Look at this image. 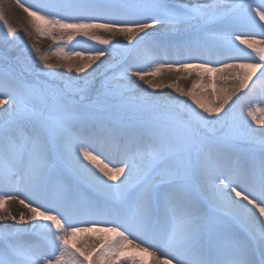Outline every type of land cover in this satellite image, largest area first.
<instances>
[{"label": "snow or ice", "instance_id": "6c2138e0", "mask_svg": "<svg viewBox=\"0 0 264 264\" xmlns=\"http://www.w3.org/2000/svg\"><path fill=\"white\" fill-rule=\"evenodd\" d=\"M17 3L72 46L0 7V264H264V0Z\"/></svg>", "mask_w": 264, "mask_h": 264}, {"label": "rangeland", "instance_id": "374dc122", "mask_svg": "<svg viewBox=\"0 0 264 264\" xmlns=\"http://www.w3.org/2000/svg\"><path fill=\"white\" fill-rule=\"evenodd\" d=\"M12 2L17 3V0H0V7H2L4 14H5V18L8 21V23L15 29L16 31V36H17V41L16 44L18 45L19 48H23V44H20L19 42L21 40H23L25 43H27L29 45V47L31 46L32 43H35L36 46L40 49L41 54H46L49 57V63L52 64H57L58 63V57L54 54L55 53V49L56 47H64L66 51L71 50V44H64L63 42H59L58 40V34L54 33L53 35L57 36V40L54 41L53 39L49 38V37H42L39 36L38 34L35 33L34 29H32V26L29 23V20L27 18L26 13L23 12V10L18 6L17 11L18 14L15 13V11L12 9ZM22 2L25 3V5H27L28 3H32L33 0H22ZM172 2L177 3V4H188L190 2V0H172ZM230 2V0H225V3ZM18 5V3H17ZM14 11V12H13ZM2 21H0V26H2ZM24 29H28V31L32 32V37L31 39L25 34ZM4 29L2 27H0V38L3 37L4 35ZM79 39H83L78 37ZM66 40V37H65ZM76 41H73L72 44H75ZM91 43V42H89ZM2 48H6L5 45L0 44V49ZM16 52H13V55H15ZM56 71H63V69H59L56 68ZM167 72L162 73L160 76L154 77L153 79L156 80H163L166 83H172L175 82L176 80V76L174 75V77H165ZM109 75H113L112 72L109 73ZM185 78L180 79L178 81L179 85L185 89H188L191 87L193 81V77H194V73L193 75H188L187 73L183 74ZM115 81L113 82V88L119 90H124L127 91V78L124 74V67L121 66L119 68L115 69ZM142 83V82H140ZM220 84H217V86L219 87ZM229 86V85H228ZM146 87V86H145ZM166 95L167 94H171V95H177L172 89H163L162 90ZM209 91H211V89H209ZM246 91V90H245ZM129 95H132L133 93L129 92Z\"/></svg>", "mask_w": 264, "mask_h": 264}, {"label": "bare ground", "instance_id": "6f19581e", "mask_svg": "<svg viewBox=\"0 0 264 264\" xmlns=\"http://www.w3.org/2000/svg\"><path fill=\"white\" fill-rule=\"evenodd\" d=\"M17 8H18V5L17 3L15 2H12V9L15 11L16 14H18V11H17ZM13 11V12H14ZM167 60H173L171 58L167 59ZM175 60V59H174ZM175 74H168L166 73V75L164 76L165 77H174ZM258 75V74H257ZM253 80H255V77L253 78ZM217 84H220L219 80H217ZM229 86H231L230 82L228 83ZM260 85L259 83H257V91L259 89ZM7 208L10 209V211L13 213V215H19L20 212L24 211V209L22 208V206H20L18 203L16 202H9L7 205H6ZM0 223H4V224H11L13 223L12 221H2ZM100 234H81L80 236V239H88V240H92V239H95L96 236H98ZM79 242V241H78ZM151 258H149L150 260Z\"/></svg>", "mask_w": 264, "mask_h": 264}]
</instances>
